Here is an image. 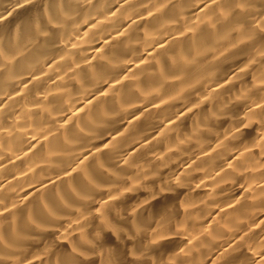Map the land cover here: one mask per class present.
I'll return each instance as SVG.
<instances>
[{"label": "clouds", "instance_id": "1", "mask_svg": "<svg viewBox=\"0 0 264 264\" xmlns=\"http://www.w3.org/2000/svg\"><path fill=\"white\" fill-rule=\"evenodd\" d=\"M0 264H264V0H0Z\"/></svg>", "mask_w": 264, "mask_h": 264}, {"label": "bare ground", "instance_id": "2", "mask_svg": "<svg viewBox=\"0 0 264 264\" xmlns=\"http://www.w3.org/2000/svg\"><path fill=\"white\" fill-rule=\"evenodd\" d=\"M250 256H251V251H249V253H248Z\"/></svg>", "mask_w": 264, "mask_h": 264}]
</instances>
